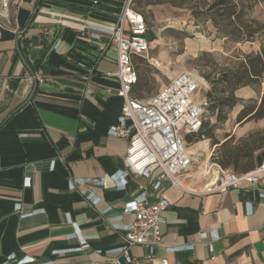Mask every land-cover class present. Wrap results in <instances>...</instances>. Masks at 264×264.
Returning <instances> with one entry per match:
<instances>
[{"label":"crops","instance_id":"1","mask_svg":"<svg viewBox=\"0 0 264 264\" xmlns=\"http://www.w3.org/2000/svg\"><path fill=\"white\" fill-rule=\"evenodd\" d=\"M121 6L122 0H22L0 15V264L13 254L12 264L28 256L21 264H114L123 225L135 218L125 208L144 189L148 201L164 192L169 202L154 264L160 257L169 264H264V197L257 195L264 175L256 186L224 191L171 187L167 179L154 188L158 168L150 177H128L124 186L112 178L127 147L126 138L108 132L123 104L111 74L117 55L110 46L96 59L106 36L92 41L80 33L87 25L113 27ZM81 61L85 68L77 67ZM137 76L139 92L145 83L139 70ZM160 81L140 92L153 95ZM72 179L85 180L69 187ZM74 224L84 249H76ZM130 254L140 260L131 264H142L147 248L135 245Z\"/></svg>","mask_w":264,"mask_h":264},{"label":"built area","instance_id":"2","mask_svg":"<svg viewBox=\"0 0 264 264\" xmlns=\"http://www.w3.org/2000/svg\"><path fill=\"white\" fill-rule=\"evenodd\" d=\"M134 0H122L120 13L115 19L113 27L106 29L87 25L81 31V36H87L92 41L100 39L102 35L106 40L98 44L97 58L114 46L116 51V71L113 74L118 81L117 94L122 97L123 104L119 116L114 124L109 127V134L126 138L127 147L124 154V166L112 175L119 185L124 186L127 178L133 175H145L150 177L153 169H159L157 181L153 184L158 188L161 180L167 179L174 187L186 189L183 177L193 164L194 155L188 149L186 136L200 130L209 101L206 96H200V82L198 77L189 72H179L168 78L153 95L146 98L133 96L132 91L137 82V70L135 69L134 56L146 58L148 39L147 25L140 10L134 8ZM22 0H0V15L9 16L11 7L17 8ZM99 0H92L97 5ZM48 34V31L44 32ZM58 40L54 44L58 45ZM94 64L87 67V75H94ZM77 67L85 68L84 62H78ZM90 92V89H87ZM216 179L213 185L207 186L206 190L224 191L231 187L241 188L256 186L264 175V160L253 170L245 173H235L230 169H223L217 163ZM85 180V179H84ZM82 179H72L69 187L75 183H84ZM96 184L102 183L103 179L93 180ZM28 184V179H27ZM143 190L144 186H140ZM85 195L86 191H82ZM258 197H264V188H259ZM86 197L91 203H97L98 197H92L89 193ZM169 202L164 197V192L156 195V200H147L145 189L132 198L125 208V212H132L134 220L123 225L125 230L122 242L116 250L119 255L114 259V264H131L139 262L136 256L130 254L133 246L147 248V254L142 264H154L156 251L162 246L161 225L165 221L161 211L168 206ZM251 202H246L247 211H251ZM69 221H71L69 219ZM75 225V224H74ZM75 233L79 240L76 249H84L88 245L84 236L75 225ZM218 238L212 233V239ZM212 250V245L210 244ZM167 251L174 249L167 248ZM13 255L7 256L2 264H12ZM33 258L23 257L17 260V264L31 261ZM160 264H169L166 257L158 259ZM176 264V263H175Z\"/></svg>","mask_w":264,"mask_h":264},{"label":"rangeland","instance_id":"3","mask_svg":"<svg viewBox=\"0 0 264 264\" xmlns=\"http://www.w3.org/2000/svg\"><path fill=\"white\" fill-rule=\"evenodd\" d=\"M194 3L195 0H136L135 7L144 12L148 27V56L134 57L135 69L140 71L145 83L140 91L147 90L156 78L164 84L169 77L186 71L198 77L199 95L205 96L210 84L204 74L213 75L226 62H238L242 53L256 51L261 44L264 45V33L256 35L254 41H238L232 36H226L225 30H230L232 26L225 27L222 12L199 9ZM246 4L248 8L244 17L264 22V1L247 0ZM212 16L218 24L213 23ZM140 91L133 89L132 94L138 98L148 97ZM262 92V83L237 88L234 95L238 101L229 109L224 122H219L208 109L203 120L213 126L218 140L225 141L230 137L229 146L237 145L251 133L255 140L264 143V115L250 119L244 117L241 121L237 119L243 106H258ZM186 141L194 159L183 177L184 185L195 188L213 185L217 169L213 165L212 155L217 151V144L212 146L211 140L206 137L197 140L191 135L186 137ZM260 152L264 153V146Z\"/></svg>","mask_w":264,"mask_h":264},{"label":"trees","instance_id":"4","mask_svg":"<svg viewBox=\"0 0 264 264\" xmlns=\"http://www.w3.org/2000/svg\"><path fill=\"white\" fill-rule=\"evenodd\" d=\"M246 1L247 0H195L194 4L199 9L206 8L205 10L210 12L221 11L222 15L225 16L223 20L226 22L225 27L226 25L232 26L230 30H227V27L225 28L226 36H232L238 41H254L257 38L256 35L264 33V22L256 18L249 19L244 17L246 16V9L248 8ZM135 2L136 0L133 1L134 8L136 9ZM142 13L145 16L144 12ZM212 19L214 21L213 23L218 24L213 16ZM134 57L144 58L140 55ZM203 76L210 84V88L205 94L209 101L207 109L216 115L219 122H224L227 119L229 109L238 101L236 95H234V91L244 85L254 86L257 83H262L263 95L256 108H246V106H243V108L240 109L237 115L238 121H241L244 117H246L245 119H250L262 117L264 115L263 44H261L256 51L242 53L238 62H226L217 72L213 73V75L204 74ZM200 126L198 132L189 135L197 140H200L202 137L209 138L212 146L217 144L218 152L215 151L212 155V160L221 168L230 169L235 173H245V171L253 170L256 164L264 158V153L260 152L259 154L264 143L255 140L253 138L254 134H248L242 138L237 145L229 146L231 141L229 140L230 137L225 141L218 140L214 135L213 126H209L207 121L202 120Z\"/></svg>","mask_w":264,"mask_h":264},{"label":"bare ground","instance_id":"5","mask_svg":"<svg viewBox=\"0 0 264 264\" xmlns=\"http://www.w3.org/2000/svg\"><path fill=\"white\" fill-rule=\"evenodd\" d=\"M213 183V182H212Z\"/></svg>","mask_w":264,"mask_h":264}]
</instances>
